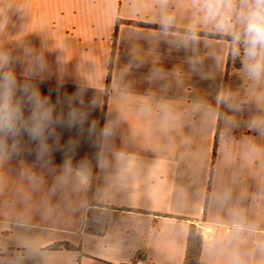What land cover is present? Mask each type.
Returning a JSON list of instances; mask_svg holds the SVG:
<instances>
[{"label": "crops", "instance_id": "0c3cea01", "mask_svg": "<svg viewBox=\"0 0 264 264\" xmlns=\"http://www.w3.org/2000/svg\"><path fill=\"white\" fill-rule=\"evenodd\" d=\"M166 10L174 29L196 26V43L138 25L159 26L160 0H0L13 102L30 121L28 85L51 109L40 140L21 131L0 154V264H131L137 252L183 264L189 227L202 224L199 264H264V149L248 117L264 112L251 80L233 78L245 57L234 65L229 42L203 35L222 34L192 0ZM95 208L108 216L101 236L86 233ZM237 219L256 229L242 242Z\"/></svg>", "mask_w": 264, "mask_h": 264}, {"label": "clouds", "instance_id": "9594fccd", "mask_svg": "<svg viewBox=\"0 0 264 264\" xmlns=\"http://www.w3.org/2000/svg\"><path fill=\"white\" fill-rule=\"evenodd\" d=\"M168 0H160L161 13L159 26L167 35L175 26L176 18L167 12ZM192 7L205 25H211L216 33L226 35L231 40V53L245 57L244 68L250 77L260 79L264 77V0H192ZM199 36L195 25H190L186 38L179 43L187 46L191 41L197 42ZM9 58L0 53V154L7 149L6 141L15 138L21 131L33 141L40 140L45 127L51 122V109L46 107L47 100L38 91H31L28 85L20 91L29 96L36 106L29 120H25L18 104L13 102L17 80L11 71H5ZM218 102L228 103L226 96H219ZM74 115V114H73ZM255 131L264 135V125H255ZM110 134V133H109ZM13 150L15 144L12 145ZM82 180L87 176L81 171ZM237 217L239 214H236ZM232 238L237 242L243 241L242 233L254 232L256 229L245 227L238 219L232 225ZM257 246L264 249V241H258ZM229 264H244L238 255H233Z\"/></svg>", "mask_w": 264, "mask_h": 264}, {"label": "trees", "instance_id": "16d2710c", "mask_svg": "<svg viewBox=\"0 0 264 264\" xmlns=\"http://www.w3.org/2000/svg\"><path fill=\"white\" fill-rule=\"evenodd\" d=\"M142 27H147V28H154V29H160V26H154V25H147V24H138ZM161 30V29H160ZM171 32H180V33H186L187 31L185 30H178L172 28L170 30ZM116 34L117 30L115 28V31L112 35L111 38V52H110V58H109V64H108V71H107V86L109 85V79H110V73H111V66H112V61L114 57V51H115V43H116ZM200 34V33H198ZM205 37H210V38H215L218 40H224L229 42L230 47L231 45V40L228 36H223V35H214V34H203ZM229 62H230V55H229ZM221 113V109H220ZM107 221H108V216L105 213H94L91 215L89 218V221L87 223V228H86V233L88 235L92 236H101L106 230L107 227ZM203 245V239L196 230V227L194 225H190L188 235H187V241H186V250H185V256H184V261L183 264H199V258L201 254V249ZM62 248L66 250H74L75 248L69 245H61ZM53 249L59 248V246H54L52 247Z\"/></svg>", "mask_w": 264, "mask_h": 264}, {"label": "rangeland", "instance_id": "374dc122", "mask_svg": "<svg viewBox=\"0 0 264 264\" xmlns=\"http://www.w3.org/2000/svg\"><path fill=\"white\" fill-rule=\"evenodd\" d=\"M242 57H243V50L242 49H241V54L239 56H235V55H233L231 53V62H233L234 65L236 64V66H238L239 64H241ZM244 63H245V58H243V63H242L241 71L238 73V75L235 74L233 76V78L236 79V80H238L239 82H242L244 79L245 80H247V79L251 80V82H252L251 83L252 88H251L250 91L251 92H254V93L258 92L257 96H255V98L253 97L254 98V101H252V102H255L256 105H257V107L261 106L262 107V111L264 112V96L263 95L261 96V93L264 92V77H261L260 79H253L252 77H250L249 74L246 72V70L244 68ZM251 94H253V93H251ZM261 116L262 115L257 114V113L256 114L248 115V117H250V119L253 121V123H255V125H257V124L264 125V115L262 116V118H261ZM250 119H248V122H250ZM251 142H252L251 143V153H252L251 156L252 157H251L250 161H248V163H251L252 164L253 163L252 162V159L254 160L255 158H257L259 156H254V151L255 150H258V148H256L254 150L253 147H252L253 146V141L251 140ZM258 143L261 144L260 145L261 146V149H264V135H262V138L258 140ZM245 144H246V142H243L241 140V142L239 141V143L236 146H234V148L235 149H238L239 151H242V150L244 151ZM247 146H249V143H247ZM262 163L264 164V160H260V162L257 163V164H255L254 167H256L257 165H261ZM237 164H238V166L240 165L239 168L241 167V172L242 173H243V170H244V168L246 166V172H245V175H246L248 173L247 165H245L244 163H240V164L237 163ZM262 170H263V173H264V168ZM222 198L225 200L226 199V196L224 195ZM96 212L97 213H99V212L102 213V211L100 209L95 208L92 211L91 215L94 214V213H96ZM202 225H204V224H202ZM200 227L199 228L196 227V230H198L199 232H200Z\"/></svg>", "mask_w": 264, "mask_h": 264}, {"label": "built area", "instance_id": "2783aa9c", "mask_svg": "<svg viewBox=\"0 0 264 264\" xmlns=\"http://www.w3.org/2000/svg\"><path fill=\"white\" fill-rule=\"evenodd\" d=\"M199 233L202 239H204L203 235L201 234V228ZM131 264H148L146 254L144 252H137L133 257Z\"/></svg>", "mask_w": 264, "mask_h": 264}, {"label": "bare ground", "instance_id": "6f19581e", "mask_svg": "<svg viewBox=\"0 0 264 264\" xmlns=\"http://www.w3.org/2000/svg\"><path fill=\"white\" fill-rule=\"evenodd\" d=\"M211 232H212V231H211V228H206V229L203 231V234H204L205 237H207L208 234L211 233Z\"/></svg>", "mask_w": 264, "mask_h": 264}]
</instances>
